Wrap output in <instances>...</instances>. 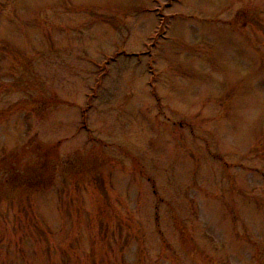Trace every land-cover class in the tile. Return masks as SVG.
Returning <instances> with one entry per match:
<instances>
[{
    "label": "rangeland",
    "instance_id": "rangeland-1",
    "mask_svg": "<svg viewBox=\"0 0 264 264\" xmlns=\"http://www.w3.org/2000/svg\"><path fill=\"white\" fill-rule=\"evenodd\" d=\"M0 264H264V0H0Z\"/></svg>",
    "mask_w": 264,
    "mask_h": 264
},
{
    "label": "trees",
    "instance_id": "trees-1",
    "mask_svg": "<svg viewBox=\"0 0 264 264\" xmlns=\"http://www.w3.org/2000/svg\"><path fill=\"white\" fill-rule=\"evenodd\" d=\"M41 160H45V158H41ZM40 160V161H41ZM47 160V159H46ZM29 168V167H28ZM30 170L29 171H27V175L26 176H29V177H34L35 178V176L38 174V173H40L41 172V168L40 169H33V166L32 167H30L29 168ZM40 175V174H39ZM40 178H42V177H40ZM33 190L35 189H38V188H36V187H34V188H32Z\"/></svg>",
    "mask_w": 264,
    "mask_h": 264
}]
</instances>
